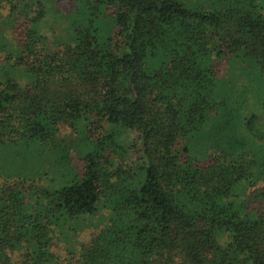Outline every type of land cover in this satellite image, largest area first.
<instances>
[{
	"label": "trees",
	"instance_id": "trees-1",
	"mask_svg": "<svg viewBox=\"0 0 264 264\" xmlns=\"http://www.w3.org/2000/svg\"><path fill=\"white\" fill-rule=\"evenodd\" d=\"M58 2L83 14L51 47L40 0H0V65L28 78L0 76V147L30 141L65 171L74 154L82 172L0 183V264H264V152L241 151L250 121L214 101L222 66L264 84V0ZM209 122L196 158L184 142Z\"/></svg>",
	"mask_w": 264,
	"mask_h": 264
},
{
	"label": "rangeland",
	"instance_id": "rangeland-1",
	"mask_svg": "<svg viewBox=\"0 0 264 264\" xmlns=\"http://www.w3.org/2000/svg\"><path fill=\"white\" fill-rule=\"evenodd\" d=\"M40 1L45 7V14L39 25L41 36L51 47L69 45L73 24L81 21L83 13L74 14L70 6L66 3H60L58 0ZM260 8L261 13L264 15V4H261ZM73 11H75V8ZM4 23V18L0 17V37L6 36L2 31V24ZM251 68L236 62L232 65L228 64L220 67L214 101L223 100L225 102V112H228L229 109H238L243 121L245 123L250 121L245 126L248 141L241 151L248 157L260 158L264 152V84L259 75ZM2 74H6L8 79L18 82L20 85L28 83L27 76L22 73L20 68L10 70L0 65V76ZM216 126L217 124L214 125V123L209 122L202 132L193 134L185 140L184 143L185 146H188L190 155L196 158L204 156L208 150L207 142L210 140L211 144V134L215 132ZM64 144H66L65 141ZM38 156L37 151L35 157V143L30 141L0 147V183L3 181L25 180L32 183L34 187L36 184L39 189H56L72 179L74 175L82 172V164L74 154H71L70 167L66 171L56 168L50 157L42 154ZM83 222L80 232L75 237V241L79 243H83L88 239V236L95 229L94 227L102 224L103 218L101 215L89 216L85 217ZM72 229H75L72 225L70 228L63 229V232L67 230L64 236L65 240H72L73 236H69Z\"/></svg>",
	"mask_w": 264,
	"mask_h": 264
}]
</instances>
